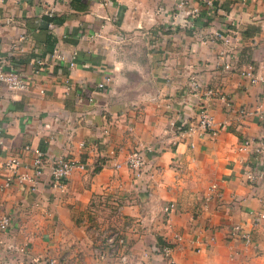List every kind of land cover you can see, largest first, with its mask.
<instances>
[{
	"label": "crops",
	"instance_id": "1",
	"mask_svg": "<svg viewBox=\"0 0 264 264\" xmlns=\"http://www.w3.org/2000/svg\"><path fill=\"white\" fill-rule=\"evenodd\" d=\"M180 1H59L49 17L44 0H0V57L29 81L24 91L0 83V184L12 156L19 173L30 172L35 148L84 164L65 192L48 185L47 171L37 191L15 178L0 189V217H11L0 231L6 264H168L152 251L161 243L174 264H264V204L243 181L253 153L240 143L264 136V0H214L212 12L201 0ZM219 27L238 30L232 43L214 35ZM55 46L74 67L50 56ZM247 64L256 82L239 75ZM105 73L107 90L90 101L81 82ZM192 77L215 93L190 90ZM201 103H209L218 134L174 136L170 117L184 113L194 123ZM134 151L143 155L139 176L124 164ZM236 223L251 232L250 244L228 237ZM109 232L122 235L123 246L99 261L93 247Z\"/></svg>",
	"mask_w": 264,
	"mask_h": 264
},
{
	"label": "built area",
	"instance_id": "2",
	"mask_svg": "<svg viewBox=\"0 0 264 264\" xmlns=\"http://www.w3.org/2000/svg\"><path fill=\"white\" fill-rule=\"evenodd\" d=\"M47 4L46 15L49 17L55 16L57 9L56 5L59 1H69V0H44ZM104 5L110 4L113 0H99ZM203 6L210 10V12L216 9V4L214 0H201ZM185 4L184 0L180 1V5ZM198 8H192L190 10L191 21H193L198 16ZM190 21V22H191ZM220 27L214 32L216 37L220 38L223 42L230 44L234 39V35L238 33L237 29H228V31L219 30ZM158 34H161V31H157ZM118 38H122V35H118ZM50 56L56 58L59 62H67V66L72 68L75 66L73 60H67L66 54L60 49L59 46H55L50 51ZM34 62L37 66H42L44 64V58L36 57ZM7 66V67H5ZM225 69H231L232 66L230 63L224 65ZM239 75H242L250 80V82H256L260 79L254 72V67L251 64H247L244 68L239 67L237 69ZM111 77L108 73H105L103 79L100 81H95L92 83L81 82V89L84 92L86 98L90 101L92 100V94L95 91H105L107 90V84L109 83ZM0 83L4 84L6 87L12 90L24 91L29 88V81L25 77L24 73L15 66H10V63L6 59L0 57ZM189 88L194 92H200L203 88V91L206 95L214 94L215 92L211 88L203 87L202 82L197 77H192L189 81ZM223 97V96H221ZM226 98V97H225ZM227 108H231L232 103L230 99H227L226 102ZM239 113L251 114V111L247 109H240ZM259 118L264 124V109L260 113ZM220 125L218 126L215 122L214 115L209 109V103H201L196 109V121L194 123L187 120L184 113L178 114L176 116L170 117L169 129L173 132L174 136L182 137L185 135H192L197 133L198 135H208L214 137L218 134ZM3 132L4 125L0 123V144L3 142ZM241 146L243 148L252 147L253 159L249 163H246L242 170L243 181L251 187L253 196L257 197L258 200L264 204V136L251 138L244 137L241 139ZM84 145V143H81ZM189 145H193L192 140H189ZM25 150H29L31 147L29 145H24ZM20 160L17 156L10 157L5 163L4 167L10 172L7 176L6 181L3 184H0V189L7 187L11 184L12 179H17L18 182L24 183L28 191L34 192L39 188L40 183L43 180V175L46 171L49 173L48 185L52 188L57 189L60 192H65L67 188V182L69 175L73 170L77 168H84V164L80 161L70 157L66 153L60 154L58 156H50L47 151H44L39 148L34 149V155L31 159L30 164L26 165V168L29 171L18 172V167L20 165ZM124 164L133 170L136 176L141 174V168L144 165L143 155L141 151H134L127 159L124 161ZM120 166V164H117ZM211 190H214L217 195H220L218 191V186L212 184L210 186ZM239 201L237 196H231V204L235 206ZM173 203H169L164 207L165 217H168L169 213L173 208ZM253 224L259 222L260 218L258 213L254 214ZM11 223V217L8 215L0 217V231L4 232L8 229ZM228 237L230 239H238L244 244L251 243V232L246 230L241 224H233L227 230ZM174 239L179 241L181 240V235L176 234ZM0 238V243H1ZM124 237L116 232H109L103 235L100 245H95L93 247V252L97 256V259L100 261L111 253L118 251L120 247L123 246ZM16 249L22 253H26L25 247L19 246ZM5 251L2 245H0V264H6V261L3 259L2 252ZM152 251L155 253L162 254L167 257L168 264H174V260L171 257V246L166 243L152 245ZM124 259V256H120ZM49 264H58L57 261L50 259Z\"/></svg>",
	"mask_w": 264,
	"mask_h": 264
}]
</instances>
